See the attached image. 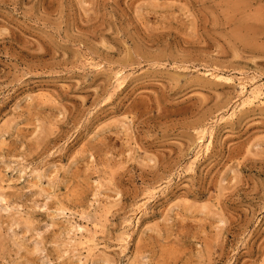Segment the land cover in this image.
Masks as SVG:
<instances>
[{"label": "rangeland", "instance_id": "374dc122", "mask_svg": "<svg viewBox=\"0 0 264 264\" xmlns=\"http://www.w3.org/2000/svg\"><path fill=\"white\" fill-rule=\"evenodd\" d=\"M0 264H264V0H0Z\"/></svg>", "mask_w": 264, "mask_h": 264}]
</instances>
